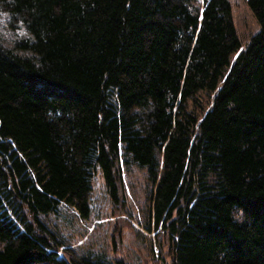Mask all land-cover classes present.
I'll return each instance as SVG.
<instances>
[{"label": "trees", "instance_id": "obj_1", "mask_svg": "<svg viewBox=\"0 0 264 264\" xmlns=\"http://www.w3.org/2000/svg\"><path fill=\"white\" fill-rule=\"evenodd\" d=\"M248 5L242 47L230 0H0V264H130L70 252L55 220L90 217L98 175L125 203L133 168L171 264H264V0Z\"/></svg>", "mask_w": 264, "mask_h": 264}, {"label": "rangeland", "instance_id": "obj_2", "mask_svg": "<svg viewBox=\"0 0 264 264\" xmlns=\"http://www.w3.org/2000/svg\"><path fill=\"white\" fill-rule=\"evenodd\" d=\"M202 2L204 0H201ZM237 34L245 47L260 25L248 0H230ZM6 14L1 16L2 41L12 45L15 32L8 26ZM208 105V98H205ZM125 203L114 204L106 193L104 181L98 175L90 195L91 215L82 219L70 210L55 221L65 236L72 253H107L130 264H171L169 236L163 229L148 230L147 209L151 184L146 170L130 169L125 178Z\"/></svg>", "mask_w": 264, "mask_h": 264}]
</instances>
